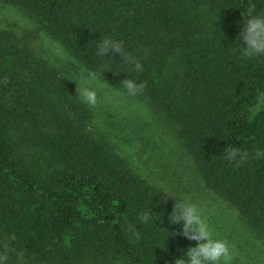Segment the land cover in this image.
<instances>
[{
  "label": "trees",
  "instance_id": "16d2710c",
  "mask_svg": "<svg viewBox=\"0 0 264 264\" xmlns=\"http://www.w3.org/2000/svg\"><path fill=\"white\" fill-rule=\"evenodd\" d=\"M0 3L36 26L23 33L0 28L5 264H173L196 242L179 234L182 224L169 225L177 198L160 192L191 198L184 179L264 243V156H256L264 152V57L244 58L234 46L244 17L264 13V0ZM105 37L122 41L129 59L98 57L95 43ZM46 42L61 46L83 71L104 70L99 83L146 109V126H156L151 136L173 146L183 170L164 184L165 173L142 169L114 138L112 119L101 122L96 106L81 101L77 81L47 53ZM127 77L143 90L129 95ZM231 147L247 152V162H229ZM150 209L154 221L142 224Z\"/></svg>",
  "mask_w": 264,
  "mask_h": 264
},
{
  "label": "rangeland",
  "instance_id": "374dc122",
  "mask_svg": "<svg viewBox=\"0 0 264 264\" xmlns=\"http://www.w3.org/2000/svg\"><path fill=\"white\" fill-rule=\"evenodd\" d=\"M0 28L23 33L35 30L36 26L16 9L0 3ZM46 46L47 53L51 54L59 64H63L72 80L77 81L78 89L82 88L84 85L81 75L84 71L79 63L64 53L57 43L46 42ZM94 84L98 92L95 106L99 112V120L104 122L105 119H112L114 138L126 153L138 161L142 169L147 172L150 169L154 173H165V178L162 179L164 184L171 180L174 171L183 170L176 164L179 156L171 152L173 146L151 136V128L155 129L156 126L154 124L146 126L147 122L152 123L146 109L121 92L112 90L98 81ZM184 181L189 182V185L184 184L183 187L189 189L191 195V198H186L187 195L184 199L188 201L193 199L198 205L214 238L228 242L233 255L231 264H264V243L253 239L239 226L233 211L210 197H203L204 193L192 180L184 179Z\"/></svg>",
  "mask_w": 264,
  "mask_h": 264
},
{
  "label": "clouds",
  "instance_id": "9594fccd",
  "mask_svg": "<svg viewBox=\"0 0 264 264\" xmlns=\"http://www.w3.org/2000/svg\"><path fill=\"white\" fill-rule=\"evenodd\" d=\"M244 20V26L238 35V41L241 42L234 44V46H238L237 51L244 58L264 57V13H249L247 18L244 17ZM95 45L98 57L113 59V56L118 54L120 59H129L124 54L123 43L120 40L105 37L101 38L100 42L95 43ZM130 62L134 64L135 71H142L141 63L135 60ZM103 71L99 75H102ZM99 75L97 72L90 70H85L81 75L84 86L79 89L77 95L88 106L97 104L98 92L94 82L99 79ZM122 86L129 95L133 96L140 93L144 88L142 82L138 83L128 77L122 81ZM258 100L261 105H264V94L260 95ZM256 156L262 157L264 152H257ZM225 158L229 162L240 166L247 162L248 153L241 151L239 147H231L226 149ZM160 193L177 198L173 210L168 216L169 225L182 224L179 234L196 242V246L183 251L182 256L175 259L173 264H231L233 255L228 242L214 238L199 208L188 200H180L167 191H161ZM139 219L142 224L153 222L152 210L142 213ZM129 233L134 241L140 240L141 234L135 228H129ZM6 260V255L0 256V264H5Z\"/></svg>",
  "mask_w": 264,
  "mask_h": 264
}]
</instances>
